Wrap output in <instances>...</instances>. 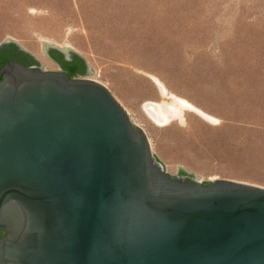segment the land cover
<instances>
[{"label": "water", "instance_id": "1", "mask_svg": "<svg viewBox=\"0 0 264 264\" xmlns=\"http://www.w3.org/2000/svg\"><path fill=\"white\" fill-rule=\"evenodd\" d=\"M42 67H0V264H264L263 187L167 174L103 84Z\"/></svg>", "mask_w": 264, "mask_h": 264}, {"label": "rangeland", "instance_id": "2", "mask_svg": "<svg viewBox=\"0 0 264 264\" xmlns=\"http://www.w3.org/2000/svg\"><path fill=\"white\" fill-rule=\"evenodd\" d=\"M6 38L48 71L43 43L81 55L167 174L264 187V0H0ZM170 94L192 107L157 125Z\"/></svg>", "mask_w": 264, "mask_h": 264}, {"label": "trees", "instance_id": "3", "mask_svg": "<svg viewBox=\"0 0 264 264\" xmlns=\"http://www.w3.org/2000/svg\"><path fill=\"white\" fill-rule=\"evenodd\" d=\"M48 55L59 65L61 70L71 78L81 76L86 72L85 60L75 52L71 54L72 59L70 60H66L58 49L50 50ZM10 60L18 61L26 66L39 64L33 55L20 49L14 42L0 45V67ZM180 173L183 174L184 172L180 170Z\"/></svg>", "mask_w": 264, "mask_h": 264}, {"label": "bare ground", "instance_id": "4", "mask_svg": "<svg viewBox=\"0 0 264 264\" xmlns=\"http://www.w3.org/2000/svg\"><path fill=\"white\" fill-rule=\"evenodd\" d=\"M166 91L167 90L164 87L161 88L162 93ZM170 97H171V101L169 103L166 104H164L165 102L160 103L159 105L156 106L155 109L152 107V110L146 109L148 116L157 125L160 126L165 125L176 117L181 119L183 116L184 109L192 107L185 99L176 97L173 94H170Z\"/></svg>", "mask_w": 264, "mask_h": 264}, {"label": "flooded vegetation", "instance_id": "5", "mask_svg": "<svg viewBox=\"0 0 264 264\" xmlns=\"http://www.w3.org/2000/svg\"><path fill=\"white\" fill-rule=\"evenodd\" d=\"M61 52V51H60ZM63 54V52H61ZM72 53H68L67 55L63 54V57L66 59V60H70L72 59ZM57 64V63H56ZM58 65V64H57ZM59 66V65H58ZM4 232L3 231H0V238L3 236Z\"/></svg>", "mask_w": 264, "mask_h": 264}, {"label": "crops", "instance_id": "6", "mask_svg": "<svg viewBox=\"0 0 264 264\" xmlns=\"http://www.w3.org/2000/svg\"><path fill=\"white\" fill-rule=\"evenodd\" d=\"M50 60H52V59H50ZM53 61V60H52ZM54 62V61H53ZM55 63V62H54Z\"/></svg>", "mask_w": 264, "mask_h": 264}]
</instances>
